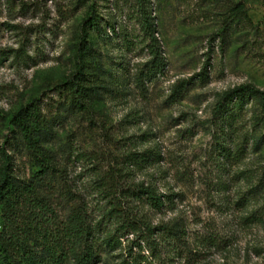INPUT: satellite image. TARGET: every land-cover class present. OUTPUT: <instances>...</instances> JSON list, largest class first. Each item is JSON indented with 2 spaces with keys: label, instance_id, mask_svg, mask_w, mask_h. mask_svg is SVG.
Segmentation results:
<instances>
[{
  "label": "rangeland",
  "instance_id": "rangeland-1",
  "mask_svg": "<svg viewBox=\"0 0 264 264\" xmlns=\"http://www.w3.org/2000/svg\"><path fill=\"white\" fill-rule=\"evenodd\" d=\"M147 1L166 62L155 77L139 0H0V169L5 152L14 175L33 180L11 119L36 104L55 168L39 188L60 219L83 202L102 220L111 207L100 180L119 168L129 186L173 196L161 211L113 199L143 230L98 264H264V103L233 109L231 126L215 116L229 91L264 92V0ZM79 72L96 86L83 110L66 93ZM131 153L160 159L127 166Z\"/></svg>",
  "mask_w": 264,
  "mask_h": 264
},
{
  "label": "trees",
  "instance_id": "trees-1",
  "mask_svg": "<svg viewBox=\"0 0 264 264\" xmlns=\"http://www.w3.org/2000/svg\"><path fill=\"white\" fill-rule=\"evenodd\" d=\"M139 2L140 24L144 35L150 40L147 49L151 60L145 66V74L146 77H155L163 71L166 62L155 36L156 25L154 18L151 17V8L147 5L149 2L147 0H139ZM85 26L97 32L101 31L96 19L93 18H89ZM110 28L115 31L114 26ZM82 41L84 42V39ZM82 45L81 42L80 55L84 51ZM198 76L201 80L207 77L205 68ZM92 85V81L85 79L81 72L75 74L66 88L70 105L75 109L83 110L86 101L96 88ZM177 93L178 89L174 91V94ZM259 97L264 103V92L252 86H242L227 92L215 108L216 119L220 124L231 126L235 121L233 109L242 110L249 98ZM45 122L40 115L39 107L33 103L22 108L11 119V124L21 136L33 161L35 171L33 180L17 178L11 168L10 156L3 153L5 166L0 169L1 261L3 264H98L101 252L115 251L121 246L120 239L125 235L143 230L140 225L144 224L143 219L138 214L132 215L121 211L124 209H118L116 205H112L113 199L118 201L121 198L125 203L135 200L143 206L161 211L165 207V200L170 204L173 203V196H162L157 193L155 187L150 185L129 186L120 173L125 168H119L115 173L105 175L100 180L101 183L105 182L106 186L104 190L107 194L103 198H109L111 207L102 220L95 223L88 213V205L83 202L64 220L60 219L53 206L41 195L38 183L55 172L52 164L54 159L42 145L49 134ZM154 158L160 159V155L131 153L127 157L131 164L127 166L141 167L155 160ZM121 177H123L122 180L119 179ZM105 219L110 222L115 221L114 225L112 223L109 228L104 223ZM143 226L145 231H148L147 235H151L154 228ZM137 262V258H134L133 262L123 261L121 264H138Z\"/></svg>",
  "mask_w": 264,
  "mask_h": 264
}]
</instances>
